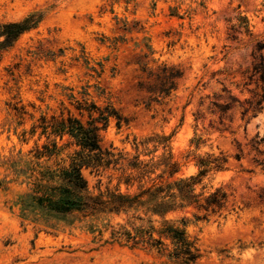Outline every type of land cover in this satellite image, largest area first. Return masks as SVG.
I'll return each mask as SVG.
<instances>
[{"label":"rangeland","instance_id":"obj_1","mask_svg":"<svg viewBox=\"0 0 264 264\" xmlns=\"http://www.w3.org/2000/svg\"><path fill=\"white\" fill-rule=\"evenodd\" d=\"M30 14L35 28L0 47V264H264V100L242 114L264 86L253 73L257 54L264 69V47L253 54L264 42V0H0V23ZM240 17L250 35L238 29L230 40ZM170 69L180 77L166 92ZM229 96L237 101L220 120L212 103ZM93 105L121 118L99 132L111 154L99 167L73 138L42 128L52 117L87 125ZM37 150L45 155L36 159ZM220 156L223 168L194 185L195 194H228L206 219L193 206L152 214L150 202L62 217L28 197L44 167L72 160L92 194L135 195L196 176L200 159ZM163 220L184 230L195 262L160 234Z\"/></svg>","mask_w":264,"mask_h":264},{"label":"trees","instance_id":"obj_2","mask_svg":"<svg viewBox=\"0 0 264 264\" xmlns=\"http://www.w3.org/2000/svg\"><path fill=\"white\" fill-rule=\"evenodd\" d=\"M238 24L230 27L231 35L230 40H236V33L238 29H242L244 33L250 35L248 29V22L245 17L237 18ZM38 23V18L34 14L27 15L19 21L0 23V47H8L14 42L22 33L35 28ZM264 47L263 41H256L253 46V54L259 53ZM259 59L253 65V73L257 74L258 79L264 83V69L262 66L261 55L257 54L254 59ZM180 77L178 71L170 69L167 75L162 78V87L164 91L168 92L169 89H174V81ZM256 99L245 101L247 105L244 108L245 114L248 110H255L260 108L261 102L264 100V86L261 87V92L255 94ZM228 103L218 104L213 102L212 105L219 113V119L232 107L233 103L237 100L229 96ZM88 110L91 117L92 111L98 113L97 117L90 118L87 125L82 124L76 118H54L51 124L42 125L43 129L50 127L51 133L58 135L62 138L65 134L75 140V144L80 148L87 150L94 154L91 158L94 165L99 167L104 158L110 157L111 154L107 149H103L101 145V137L99 132L104 130L108 124L109 117H116L117 125H120L121 118L114 109L104 107L102 110L96 106H92ZM198 118V117H196ZM43 122L44 118L42 119ZM259 143H264V138H261ZM258 143V144H259ZM56 143H52V148L55 149ZM47 150V146H43ZM261 154L260 151L256 150ZM44 152L36 151L35 158L39 159L44 156ZM50 155V154H48ZM240 154H236L235 158L240 159ZM227 157H214L200 159L198 167L200 168L196 176H191L185 179L168 182L165 184L157 185L155 182L148 188L141 190L135 195L122 194L120 192H100L96 195L88 190L87 180L81 172L82 164L72 160L68 166H59L54 169L44 167L33 180V189L28 195L31 202L38 208L44 209L47 212H52L62 217H75L80 215L86 217L102 212L119 213L123 210L132 208L134 206H143L145 202H150L152 205V214H158L164 217L167 213L176 210L177 208H184L186 206H193L198 212H202L201 216H196V219H206L209 215L221 213L227 206L228 194L223 188H216L212 192L204 195L203 193L195 194L194 185L198 183L199 178L203 176L211 168L221 169L227 163ZM139 162L135 166L136 169L147 167L148 164L139 166ZM264 167V162L260 161ZM167 166V165H166ZM170 173L175 172V164L168 165ZM143 170V169H142ZM146 197V201L144 198ZM163 229L160 234L165 233L176 245L177 254L181 255L187 262H195L199 255L196 253L197 249L194 248L192 242L187 239L183 229L173 226L169 221L163 220ZM151 236V234H149ZM156 244H160V240H153Z\"/></svg>","mask_w":264,"mask_h":264}]
</instances>
